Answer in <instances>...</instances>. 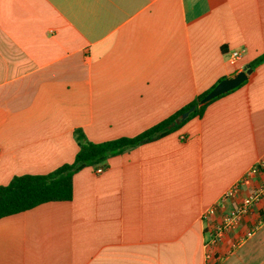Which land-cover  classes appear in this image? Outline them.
I'll return each instance as SVG.
<instances>
[{
	"label": "crops",
	"instance_id": "1",
	"mask_svg": "<svg viewBox=\"0 0 264 264\" xmlns=\"http://www.w3.org/2000/svg\"><path fill=\"white\" fill-rule=\"evenodd\" d=\"M242 50L237 57L234 50ZM264 53V0H0V184L135 136ZM264 159V61L169 134L0 217V264H264V197L212 242ZM100 165V164H99Z\"/></svg>",
	"mask_w": 264,
	"mask_h": 264
},
{
	"label": "trees",
	"instance_id": "2",
	"mask_svg": "<svg viewBox=\"0 0 264 264\" xmlns=\"http://www.w3.org/2000/svg\"><path fill=\"white\" fill-rule=\"evenodd\" d=\"M264 61V53L250 61L252 68ZM213 88V87H211ZM200 93L188 105L157 122L135 136H121L94 142L81 129L75 131L79 149L72 162L64 163L48 173H25L15 175L8 183L0 184V217L23 211L47 201L70 200L74 194L73 179L76 171L86 166L105 163L108 158L126 148L161 138L178 129L189 118L201 115L206 105L218 98L201 104V98L211 89ZM195 108L181 119L180 115L191 106Z\"/></svg>",
	"mask_w": 264,
	"mask_h": 264
},
{
	"label": "built area",
	"instance_id": "3",
	"mask_svg": "<svg viewBox=\"0 0 264 264\" xmlns=\"http://www.w3.org/2000/svg\"><path fill=\"white\" fill-rule=\"evenodd\" d=\"M241 52L242 50L237 49L232 52V55L234 57H237L241 54ZM103 170L104 166L101 164L98 165L97 171L102 172ZM258 173H261L263 175L262 180H260V182L256 186L252 187L248 194L242 197L240 203L234 208V210L230 214L224 216L223 220L216 225V232L212 238V242H216L217 240L221 239L226 230L236 227L239 224L240 220L249 213L251 208L264 197V159L254 164L248 170L242 180L228 189L223 194L222 199L218 203L212 205L204 212L205 216L213 214L228 197H233L237 194V191L239 190L242 182H245L250 176L256 175ZM263 220L264 212L262 213L259 221L248 228L247 235H252Z\"/></svg>",
	"mask_w": 264,
	"mask_h": 264
},
{
	"label": "water",
	"instance_id": "4",
	"mask_svg": "<svg viewBox=\"0 0 264 264\" xmlns=\"http://www.w3.org/2000/svg\"><path fill=\"white\" fill-rule=\"evenodd\" d=\"M252 69L253 68L250 64H247L242 70L236 72L234 75L221 79L201 98L200 103L204 104L213 98L238 87L248 78V74L252 71ZM194 108L195 106L193 105L188 110L182 112L180 118H186Z\"/></svg>",
	"mask_w": 264,
	"mask_h": 264
}]
</instances>
